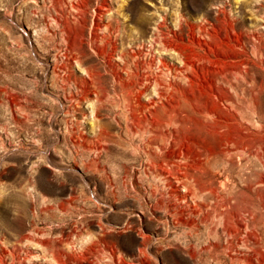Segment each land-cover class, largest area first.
Instances as JSON below:
<instances>
[{"label": "rangeland", "instance_id": "1", "mask_svg": "<svg viewBox=\"0 0 264 264\" xmlns=\"http://www.w3.org/2000/svg\"><path fill=\"white\" fill-rule=\"evenodd\" d=\"M86 1L81 8L83 0H0V264H247L248 250L237 244L239 235L222 233L220 218L214 212L204 215L210 209H201L189 224L176 223L167 209L154 207L160 195L152 190L163 183L153 177L158 172L147 169L153 157L143 153V132L125 126L129 95L125 89L121 92L112 74L128 83L122 64L132 55L143 73L146 67L140 60L153 61L152 73H157V58L175 69L172 72L181 69L173 51L160 49L157 35L186 45L194 42L196 47L201 43L207 48V41L217 52H228L203 30L223 35L228 19L251 37L245 48L252 59L249 67L198 62L193 83L178 76L167 91L166 126L174 129L182 151L189 154L179 162L166 153L155 161L164 165L172 160L187 174L200 175L203 170L183 166L199 163L195 154L203 158L220 146V136L205 128L192 100L206 97L210 86L218 85L228 97L223 107L232 106L240 122L264 135V0ZM97 7L100 25L94 29ZM73 43L80 47L75 54L70 51ZM253 43L256 53L250 49ZM72 55L80 56L82 67L98 70L104 89L99 101L91 93L88 101L73 108L64 97L59 77L86 76ZM221 68L226 79L216 77ZM232 69L243 71L245 81L241 74H228ZM151 99L157 100L151 87L130 96L132 105L148 106ZM204 162L211 172L229 166L232 176L246 173L245 165L251 164L241 160L239 168L221 157L209 165ZM182 188L173 182L166 195L182 194ZM260 220L258 214L256 224ZM18 227L25 236L45 232L39 237L49 241L43 245L34 238L12 236ZM93 239L95 244L90 243ZM229 243L237 251L226 253ZM89 245L98 252H89Z\"/></svg>", "mask_w": 264, "mask_h": 264}, {"label": "bare ground", "instance_id": "2", "mask_svg": "<svg viewBox=\"0 0 264 264\" xmlns=\"http://www.w3.org/2000/svg\"><path fill=\"white\" fill-rule=\"evenodd\" d=\"M86 5L87 1L83 0L82 5L80 4L79 6L82 8V6L86 7ZM100 10L101 7H97V10L95 9L96 20L93 21L94 29L100 25ZM225 22V24L229 26V29H224L223 35L218 34V32L214 29L215 35L209 33V30L207 31L205 29L206 27L203 30L204 33L208 34V37L211 40H214V44L217 47L224 46L228 48V52L225 50L217 52L207 41H205L207 48L202 47V45H200L201 43H198L199 46L196 47L193 46L194 42L190 45H186L179 43L180 41L176 42L174 39H167V35H157L156 40L159 43L160 49L173 51L174 56L181 61V69H178L177 72H172V70L175 69L170 68L163 62L162 59L157 58L159 63L156 67L157 73H152V66L154 64L153 61L149 60L146 62L140 60L141 63H143L142 65L146 67L145 73H143L139 71L138 65L135 62L136 60L133 59L136 56L132 55V58L130 59L132 62L130 60V62L124 61L122 66L125 68L121 67L127 71L128 83L120 82V79L116 78L114 74H112V78L115 84L120 88L121 92L125 89L127 95H129L127 103H124V110L126 111L124 121L125 126L130 130L143 132V153H145L147 157H153V159L149 160L150 164H148L147 169L149 172L152 170L154 172H158V176L154 174L153 177L158 178L163 183V187L160 188L157 186L156 189L152 190V194L154 196L160 195V197L156 198L153 204L154 207L167 209L173 217L176 216L174 217V221L176 223H183L182 221H185L189 224L195 220L197 213L200 212L201 209H210V211L205 210L204 215H207L209 212H214L215 217L220 218L222 233L231 237H233V235H239L237 244L248 250V252H244V254H247L248 256L247 264H263L264 135L256 134L254 130L249 128L248 125L240 122L237 118V113L232 109V106L226 105V107H223L221 105L222 101H228V97H225L223 91L218 85L210 86L209 93L203 99H192L196 100L195 112L204 119L206 123L205 128L211 130L213 133H217L221 138L220 146L216 151L208 150L206 156L203 158H201V153H197L193 156V158H198L200 160L199 163H196L195 165H188L187 163H184L183 167L190 166L193 171L203 170L202 174H187L186 172L188 171H183L181 169V165L172 162V160H166L164 165L163 163L158 164L155 161V159L161 158L162 154L164 156L165 153L169 158H177L178 162L181 161V159L188 158L189 154V152L182 151L181 147L183 145L182 142L180 143V138H178L176 133H174V129L171 130L166 126L168 123L164 118L169 111V106H166L169 102L167 91L171 88L175 78L179 76V78L183 79L185 83H193L192 76H197L195 64L198 62H208L212 65L239 64L248 67L250 66L252 59L250 54L245 52V48L247 40L251 39V37L236 30L234 25L236 21L233 23L232 20L229 21L226 19ZM89 40L91 41V39ZM255 46V43H253L252 47H249L252 49V53L255 52L254 49L257 50V47ZM70 47V51L73 54H75L74 51H77L80 48L74 43L71 44ZM186 50H189L191 53L187 54ZM67 54L69 53L63 52V56L65 58L67 57ZM210 54H212L214 58H211ZM72 56H75V60L76 62H79L78 64H80V67L84 66V62L81 60L80 56ZM82 68L84 69L86 76H81L79 79L74 80L69 73L64 74L61 78L59 77L61 91L64 97L70 102V107L73 108H75L73 105L74 103L88 101L87 96L91 93L95 94L98 97L97 101H99V93L104 90L102 85L100 86V75L96 67L94 65H89ZM147 69L150 71L149 73L147 72ZM224 70L225 69L221 68L219 71H216V77L225 78L226 71ZM235 71L236 70L232 69L228 74H241L243 76L241 77V81H245L242 73L243 71ZM212 72L213 74L215 73L214 71ZM178 83L180 82L178 81ZM137 84L140 86V89L136 88ZM117 86L114 88H117ZM149 87L155 91L157 100L151 99L148 106L139 105L134 102V105H132L130 96L132 97L133 93L138 94V96L142 95L147 89H149ZM56 97L58 98V96ZM12 100V104H14V106L19 103L14 102V97ZM160 112H162L163 115H161ZM71 126V129H73V125ZM71 129L68 130V133L73 140L74 134ZM98 131L99 132H97V134L99 135L101 131ZM97 144H101V139H98ZM153 144L155 147L151 149V145L153 146ZM216 157H221L222 162H228L230 165L235 163L239 166V168L242 167L241 160L246 163L250 160L251 164L247 163V165H245L247 169L246 173L238 174L236 176L230 175L228 170L229 166L226 168L223 166L225 169L221 171L215 170L214 172H211L209 168H205L202 165V162L204 161H206L204 163H208L209 165ZM251 158L254 159V162L251 161ZM255 163L258 166H254L253 164ZM171 164L174 165L175 170L171 169ZM153 171L151 173H153ZM173 182L181 185L184 193L177 195L168 193L169 196H167L166 190L172 187ZM91 195L95 194L92 193ZM187 197L190 198V203H187ZM258 214L261 215V220L258 224H256L255 217ZM251 223H254L252 227H250ZM12 230L14 232L10 234L17 238L20 236L21 238H34L43 245H45V242L49 241L46 239H40L39 237L46 235L47 233L45 232H42L39 236H35L33 233L31 236L30 234L29 236L28 234L25 236L21 227L16 229L13 228ZM213 230L215 231V229ZM0 231H3V229H0ZM1 234L4 233H0V235ZM7 234L8 233H6V235ZM57 240L59 241L60 239ZM97 240L99 241V238ZM95 242L94 239L90 241V243L94 244ZM250 242L255 245L253 247H249L248 244ZM99 243L98 247H100ZM96 249L97 248L90 246L88 250L91 252ZM224 249L225 252L229 254L232 251H237L238 248L234 244L229 243L224 246ZM59 259H61V256H55L54 258V260Z\"/></svg>", "mask_w": 264, "mask_h": 264}, {"label": "crops", "instance_id": "3", "mask_svg": "<svg viewBox=\"0 0 264 264\" xmlns=\"http://www.w3.org/2000/svg\"><path fill=\"white\" fill-rule=\"evenodd\" d=\"M41 225H44V224H41ZM47 227V226H46ZM58 235V234H57ZM8 238V237H7ZM12 239V238H11ZM13 240V239H12Z\"/></svg>", "mask_w": 264, "mask_h": 264}]
</instances>
